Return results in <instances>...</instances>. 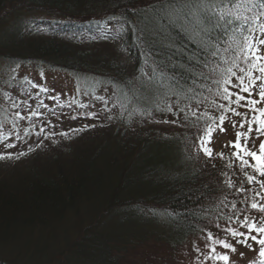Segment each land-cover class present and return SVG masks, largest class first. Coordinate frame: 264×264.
<instances>
[{"label": "trees", "instance_id": "1", "mask_svg": "<svg viewBox=\"0 0 264 264\" xmlns=\"http://www.w3.org/2000/svg\"><path fill=\"white\" fill-rule=\"evenodd\" d=\"M141 1L0 0V13L8 9L15 17L10 30L5 25L0 31L1 49L10 50L4 54L0 49L5 58L73 75L100 74L98 84L111 86L116 102L130 115L142 113L145 126L156 124L148 110L156 105L165 109L166 99L173 102L168 106L184 109L175 112L178 120L169 124L170 132L161 135H150L143 125L122 132L117 127L121 138L118 133L93 137L90 130L89 139L68 146V153L59 147L41 150L33 144L31 152L29 146L16 148L17 153H28L19 159L0 160V264H10L9 258L16 256L27 263L48 264V256L54 254L63 258L58 264H125L135 248L174 250L185 245L200 253L194 259L198 264L206 261L207 252L196 251L197 239H207L209 233L214 238L211 228L231 236L224 231L228 216L235 220L238 214L242 220L247 215L264 222V213L250 207L253 197L264 203V191L247 182L245 172L254 173L251 168L241 171L230 143L222 151L223 159L217 155L206 165L196 164L188 150V137L199 147L205 127L204 119L197 122L191 111L218 118L221 110L215 105L228 103L212 84L218 78L211 71L217 61L209 60L200 37L190 28L168 26L166 19H160L166 34L157 33L155 21L168 0L139 5ZM28 11L35 12L33 19L24 16ZM180 48L184 51L178 52ZM258 85L259 81L257 91ZM176 91L182 93L179 98ZM23 93V105L32 104L37 96L52 95L32 85H25ZM153 98L159 99L156 104ZM253 98L258 96L254 93ZM237 111L241 115L226 114L225 128L233 122L239 126L244 119L247 110ZM255 127L248 147L259 152L257 138L253 139ZM228 179L235 187L226 186ZM241 185L251 191L237 192ZM206 245L203 250L219 246Z\"/></svg>", "mask_w": 264, "mask_h": 264}, {"label": "rangeland", "instance_id": "2", "mask_svg": "<svg viewBox=\"0 0 264 264\" xmlns=\"http://www.w3.org/2000/svg\"><path fill=\"white\" fill-rule=\"evenodd\" d=\"M155 1L158 0H143L139 5H147ZM34 13L35 12L28 11L24 16L26 19H33L35 17ZM6 17L7 20H5ZM12 17L13 14L8 11V9L0 13V31L6 27L9 29V27L13 26L15 17ZM1 50L3 53H10L9 47ZM98 76L101 75H73L61 69L35 64L30 61H15L11 58L7 59L0 51V133H3V135L8 137L7 140H0V153H7L12 149H15L14 151L12 150L13 153H17L16 148H25V146L33 144L36 146L41 140H43V145L39 147L41 150L59 147L62 151L68 153V146L82 145L85 140L89 139L88 133L90 130V135L93 137L99 135L100 138H107V134L113 135L118 133L116 136L121 138V133L116 131L117 127L122 132L123 129H135V126L136 128H142L143 125L144 128L142 130L145 129L150 135H161L163 132H170L169 128L171 129L172 126L169 124H173L172 121L178 120L176 116H174L177 111V104L174 105L175 107L168 106V104L172 105L173 102H170L169 99L167 101L166 99L163 103L164 105L165 103H168L166 107H171L172 111L163 114L161 113L163 111H157V108L162 107L161 105L154 106L152 110H148V112H150L148 116H150L151 113H154L150 118H152L156 124L154 126H145L144 123L147 120L143 117L142 113L136 111L133 115H130L126 112L122 104L116 102V96L112 93L111 86L107 83L98 84L101 80ZM111 78L115 77L112 76ZM32 84L46 87L52 95L48 97L37 96L32 104L23 105L26 97V94L23 93L25 85ZM50 97H54V99ZM97 97H100V99H97ZM163 99L165 98L162 97V100ZM158 100L159 99L153 98V104H156ZM39 101H43V104L46 105V107H40L38 103ZM18 102L22 105H17ZM14 104L17 105V107H14ZM36 108H39V110L45 115L39 117L34 116L31 120H18L15 116L16 112H19L22 116H27L32 109ZM87 112H95L96 117L90 119L87 116L77 115L79 113ZM74 115L77 116V119L75 120L71 119V116ZM109 117H111V119H109ZM165 120L168 121V123H165ZM29 121L31 123H29ZM86 124L95 125V127H90L75 134L69 133V138L56 136L52 139L45 140L43 134L40 136L35 135L41 126H45L46 132L54 131L58 133L61 131L67 132L71 128H81ZM157 124H159L160 127L164 125V127L158 128L156 127L158 126ZM52 125L55 127H52ZM186 125L187 124H184V126ZM199 126L201 127L200 124ZM199 126L197 127V130L199 132L198 134H201ZM25 128L29 129L30 134L27 136L24 132ZM96 128H99V132H96ZM237 131L247 132V124H245L244 130L238 125L234 128L232 124H228L224 132H220L218 129L213 132L211 143L208 145L212 148L213 152L211 158L205 156L204 153L200 151L199 147L196 146V142L193 141L191 137H188V150L193 161L196 164L199 163L206 165L212 159L216 158L218 153L228 149L227 146L229 142H234L236 140ZM125 134L128 133L126 132ZM17 135L21 136L23 139L17 140ZM181 135L182 134L177 135L176 138L180 139ZM256 138L255 146H260L261 141H264V134L257 135L256 133L253 139ZM53 139L56 143H53ZM8 142L15 144V147L10 149L6 148L3 144ZM50 153L51 152L42 154V156H48ZM166 153L167 152H162L163 156L166 157ZM160 159L164 160L161 156V152ZM244 211L246 210H241L243 213ZM260 222H263L262 219L257 221V223ZM82 224L83 223L80 225ZM233 227L239 231L247 233V229L240 228L237 223ZM211 229L213 230V239L220 237L219 239L228 241L236 248V252L233 253L228 249H223L220 245L215 246L218 253H226L229 255V264H261V261L264 260V258L259 256L260 246L254 241L249 240L248 244L251 245V247H248L242 243L238 244L236 238H233L228 234H225L224 236L223 231L220 229ZM250 235H257V233L253 232ZM239 239L242 240L243 237H239ZM197 241L198 244L195 246L197 249L203 253H208L210 251L203 250L204 246H207L206 244H212L211 241L206 239V237L198 238ZM193 251L194 248H191V245H185L174 250L160 246H153L144 249L135 248L134 251L129 252L130 260L126 261L125 264H165L164 262H166V264H194V259L201 257V255L200 253H193ZM48 258L46 260L49 262L48 264H58V261L63 260V258L58 257L57 254L48 256ZM9 261L10 264H32L27 263L19 256L9 258ZM38 264L44 263L38 262ZM198 264H223V262L206 260L198 262Z\"/></svg>", "mask_w": 264, "mask_h": 264}, {"label": "snow or ice", "instance_id": "3", "mask_svg": "<svg viewBox=\"0 0 264 264\" xmlns=\"http://www.w3.org/2000/svg\"><path fill=\"white\" fill-rule=\"evenodd\" d=\"M160 19H166L168 26L178 24L182 30L190 28L200 37L201 48L208 54L209 60L217 61L212 65L211 71L218 78L213 79L212 84L216 88L217 95L228 103L227 105L223 103L215 105L221 110L218 118L208 116L207 112L197 115L196 111L190 110L192 117H195L197 122L201 119H204L205 122L202 135L199 136L200 151L211 158L213 152L208 145L211 143L213 132L217 129L220 132L225 131L224 124L227 119V113L230 112L232 115L238 116L241 113L237 111V108H245L247 112L239 127L243 129L245 124H247V132L237 131L236 140L229 143L235 149L232 156L239 162L241 171L251 168L252 173H254L245 172L247 182L249 184H257L260 190L264 191V180L257 178L264 177V141L260 143L259 152L252 151L248 147L249 136L254 130L253 125L256 126L255 132L257 135L264 134V107H258V105L264 103V50H262L264 49V0H179V2L178 0H168L166 4L161 5V16L155 21L157 33L166 34V26L160 23ZM219 30H222V32H219ZM177 51L183 52L184 50L180 48ZM205 66H208L207 62ZM254 71L258 74L254 75ZM233 78L235 83H233ZM32 87L39 88L40 92L48 91L47 88L37 84H32ZM230 88L238 89V91H230ZM244 93L248 95L245 96L243 95ZM254 93L258 96V99L253 98ZM174 95L179 98L182 93L176 91ZM50 98L54 99V97ZM97 99H100V97H97ZM38 103L40 107H46L43 101ZM13 106L17 107L15 104ZM157 110L171 112L172 108H158ZM177 111L182 112L184 109L178 107ZM247 113H251V115H247ZM41 115L39 108L32 109L27 116H22L19 112L15 114L18 120H31L32 117ZM77 115L87 116L90 119L96 117L95 112L79 113ZM71 119L75 120L77 116H71ZM185 119H189L187 114H185ZM164 122L168 123L166 120ZM172 122L176 123V121ZM232 126L235 128L237 126L236 122H233ZM52 127L55 126L52 125ZM90 127H95V125L86 124L81 128H71L67 132L61 131L57 133L54 131L46 132L45 126H41L35 135L40 136L43 134L45 140L56 136L69 138V133L75 134ZM24 132L26 136L30 134L28 128H25ZM7 139V136L0 133V140ZM16 139L22 140L23 138L17 135ZM53 143H56L54 139ZM42 145L43 140L36 147L39 148ZM4 146L10 149L14 148L15 144L6 143ZM34 150L29 146L28 152ZM27 154L24 151L0 153V160L19 159ZM218 155L223 159L224 154L222 152L218 153ZM248 157H251V162ZM228 167H232V165L229 164ZM224 175L226 176L227 174L224 173ZM226 186L229 188L235 187L231 179L226 180ZM236 191L245 192L251 191V189L246 190L241 185L236 188ZM255 195L260 196V192ZM235 207L236 205L233 203L232 208L235 209ZM250 207L264 213V203L257 202L255 197H253ZM235 215V220L233 216H228L229 226L224 231L236 238L238 244L242 243L251 247L248 241H254L260 246L259 256L264 258V222L257 223L254 220H250L247 215L241 220L238 214ZM232 223H237L240 228H246L247 233L234 229L231 227ZM253 232L257 233V235H250ZM239 237H243V239L241 240ZM207 239L214 245H220L223 249H228L233 253L236 252V248L231 243L223 239H213L211 233L208 234ZM196 251L199 252L200 250L196 249ZM204 259L207 261H222L223 264H229V255L218 253L215 247H212L204 255ZM261 264H264V260L261 261Z\"/></svg>", "mask_w": 264, "mask_h": 264}]
</instances>
